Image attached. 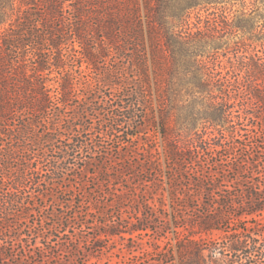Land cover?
Returning a JSON list of instances; mask_svg holds the SVG:
<instances>
[{"label": "trees", "instance_id": "16d2710c", "mask_svg": "<svg viewBox=\"0 0 264 264\" xmlns=\"http://www.w3.org/2000/svg\"><path fill=\"white\" fill-rule=\"evenodd\" d=\"M18 1L0 0V135L11 136L0 138V264H60L77 255L96 204L76 202L67 176L138 173L127 149L147 137L150 125L145 50L163 137L173 117L164 152L174 217L192 212L183 231L174 230L180 264H264V112L250 105L264 106V55L256 54L255 90L242 89L237 74L246 40L264 28L258 0H143V15L137 0ZM68 41L79 48L68 50ZM72 51L92 71L102 68L91 94L75 87ZM9 117L22 119L15 134L4 130ZM37 126L44 129L38 139ZM115 138L116 146H105ZM114 153L128 156L115 171ZM141 165L157 175L152 160ZM28 187L36 188L33 195L24 194ZM114 210L101 213L90 249L123 232ZM142 221L126 230L130 238L147 232ZM213 231L223 234L203 236ZM156 248L158 264L168 262L167 251Z\"/></svg>", "mask_w": 264, "mask_h": 264}, {"label": "rangeland", "instance_id": "374dc122", "mask_svg": "<svg viewBox=\"0 0 264 264\" xmlns=\"http://www.w3.org/2000/svg\"><path fill=\"white\" fill-rule=\"evenodd\" d=\"M137 2L140 6V13L143 15V0H137ZM233 2L239 4L240 1L233 0ZM18 4L19 1L16 0V5ZM226 6L229 5L227 4ZM256 7L258 8L257 13L260 14L258 18V24H264V0H258ZM233 8L239 9L240 6L236 5ZM209 11H215V9L211 8ZM198 12V16H200V18H204L207 15V12L203 9L199 10ZM235 13L238 14L237 12ZM196 15L197 14L194 11L191 16V21H195L197 19ZM247 36L248 35H246V37ZM257 38L259 39L257 40ZM246 42L250 43V47L248 49V53L246 54L247 57L243 59L245 65L239 68L237 74L239 81L243 84L242 89H244L245 86H249V90H253L254 88H257L254 86V80H252L254 78L253 69L254 62L257 58L256 54L264 55V28L261 33L257 35V37L246 40ZM70 43L71 42L68 41V44ZM70 48L78 49V43L74 42L70 44L68 46V50ZM145 52L147 57L148 74L147 90L149 92V103L151 105L150 125L148 133L146 134L147 137L144 140L140 139L139 141L135 142L131 148H125L128 151H132V153H130L131 158L129 160L132 162V164H134V166H136L137 169L135 172L138 171V173H132L133 169H131V174L123 176L120 179H114V177H112L113 174H116L115 172L102 173L95 178H93L92 173L84 172L83 175L85 177L83 178H74V176L71 175L66 177L64 184H67V186L73 190L74 200L76 202L78 200L92 202L93 204H96L94 205L96 208H93L92 205L89 206V211L92 212L91 214H95L93 217L94 219L88 216L92 223L87 225L89 228H83V231H81V234H79V236H82V241H79V243L78 240L74 241L76 244L78 243L77 246L79 252L76 256L70 255V257H68L65 255L63 257V263L60 264H158V261L155 259L159 258V256L155 254L154 249L156 247L157 250L167 251L168 253V262H165L164 259V261L160 264H180V243L175 237L174 230L177 229L183 231L181 224L188 223L191 216L190 214H192V212L184 210L181 211L180 215H177L176 218L174 217L175 214L172 209V202L169 194V184L166 177L167 166L164 152V147L167 144V140L173 135V117L171 116L170 120L168 121L169 128L167 130V136L163 137L158 127L160 116L155 90L156 87L150 67L149 50H145ZM71 53H74V59L70 63L73 64L71 71L75 78V87L78 91H80L81 96L84 94H91L94 88V80L92 76L97 75L96 73L102 71V68L99 66L100 69L98 68L97 72H94L86 65V63L80 62L78 60V54L76 52L72 51ZM109 61L110 58L108 56L106 57V62ZM223 63L225 66H227L226 68H228L229 63L227 62L226 58H224ZM115 65L118 66V63ZM56 75H58L57 71L54 70L50 74V77L54 78ZM49 84H54L53 79L49 82ZM106 87L108 86L102 88V93L105 92ZM96 94H99L98 96H100L101 93ZM251 102L252 101H250V103ZM250 105L255 106L257 111L262 110V112H264V106L258 108L252 103ZM21 123V118L9 117L7 120L8 125H4V130L7 133L15 134V131L12 130V127L15 125H20ZM202 124V122L196 123V127L200 130ZM34 131L37 132L38 139V136L42 135L44 129L43 127L37 126ZM0 136V138L3 139L1 143L9 141L11 137L7 134H1ZM119 138H115V142L110 141L111 139H108L105 142V146H116V139ZM31 146L35 148L33 144H31ZM114 157L117 158L115 161L116 163L112 162L114 171L121 169V165L123 164V162H121V158H124L126 161H128V156H125L124 153H114ZM145 160L153 161L156 169L158 170L156 176L153 173L149 174L146 172L144 168L149 167L148 165L142 167L141 164ZM14 165L17 166L18 163L15 161ZM93 170L94 169H90L89 172H93ZM109 174H111V177ZM85 178L87 179L85 180L87 182L84 181ZM149 179H152L153 181H149ZM35 191L36 188L28 187L27 192L24 194L33 195ZM57 191L60 198H69V196H67L68 193H64V191H60L59 189H57ZM40 201V198L36 199L37 203ZM119 203L121 207L120 211H118ZM108 209L116 210H114L113 218H115V220L120 224V226L117 228L121 229L123 232L120 235L109 236L104 240L99 241V243L103 245L99 251L94 247L90 249L93 245V242L95 241L92 236L94 232L100 228V220L104 219L101 213H104ZM94 211L97 213H93ZM38 214L39 213H37L36 216H31L29 218L28 224L33 221L36 222ZM141 219L143 220L142 222L149 225L150 227L147 229L145 234L143 233L141 236H134L133 238H130V234L127 233L126 230H128L130 226L135 224L138 220L141 221ZM175 225L181 226L175 228ZM223 226L225 227V223ZM222 234L223 231H213L211 234L203 236L219 238ZM88 250H92L93 254L95 255L88 254Z\"/></svg>", "mask_w": 264, "mask_h": 264}]
</instances>
